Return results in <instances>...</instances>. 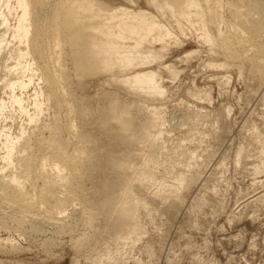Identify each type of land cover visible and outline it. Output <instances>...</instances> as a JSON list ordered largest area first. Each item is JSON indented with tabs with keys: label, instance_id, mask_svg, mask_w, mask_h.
I'll list each match as a JSON object with an SVG mask.
<instances>
[{
	"label": "bare ground",
	"instance_id": "1",
	"mask_svg": "<svg viewBox=\"0 0 264 264\" xmlns=\"http://www.w3.org/2000/svg\"><path fill=\"white\" fill-rule=\"evenodd\" d=\"M261 2L0 0V58L6 60L0 59L5 70V79L0 78L1 83L4 82L0 88V204L5 202L18 210L11 214L12 220H17V224L30 220L26 219L30 216V209L37 207L47 213L48 222L52 220L61 228V223L64 226L61 220L65 218L60 215L67 213L68 203L77 194H83L86 176L95 175L100 179L96 190L101 192L109 180L110 168L115 165L118 144L136 141L131 116L133 106L121 103L117 97L105 93L104 88L101 89L105 91L102 95L104 105L95 113L96 116L88 107L79 106L74 90L68 85L71 81L66 69L68 61L72 62L74 75L82 86V82L86 83L83 80L96 81L105 75V81L113 80L111 84H119L129 94L157 100L166 92L162 86L165 79L161 75L163 72L156 71L151 65L155 62L164 65L162 60L168 49L182 43L181 38L186 39L184 37L190 33L187 37L194 34L201 41L198 44L209 46L208 51L215 52L219 48V52L230 58L234 65L243 66L247 62L250 68H257L259 75L264 76V3ZM125 3L131 6H125ZM225 11L230 15H225ZM226 58L223 64L219 62V65L213 63L211 66H227ZM164 69L173 78L178 76V72L170 69L169 65ZM82 86L78 85V90L84 89ZM62 107L68 109L70 115L66 114L69 116L67 120L64 117L66 122L61 120ZM51 108L54 111L52 121L40 123ZM149 109V125L136 138L138 142L151 139L150 155L144 169L137 174L138 179L134 175L138 181L134 179L116 199L113 234L123 244L132 241L133 234L138 227L140 229V219H137L135 210L144 204L141 199L143 203H139V197L133 196L132 186L135 181L139 182L137 184H156V169L161 166L157 158L163 145L159 136L167 121L158 107ZM8 119H20L19 127L13 131L10 125L2 126L1 121L7 122ZM152 127L158 128L157 134L150 132ZM45 133L49 135L45 136ZM33 140L37 143L36 150L32 148ZM101 148L106 151L104 154L100 153ZM85 158L90 159L89 164L85 163ZM121 166L118 168L123 170L125 165ZM186 174L174 175V181L169 185L167 191L173 201H180L181 193L197 183V173ZM40 179L41 187L38 186ZM168 192L160 197L166 199ZM258 197L263 198L264 192L260 191ZM38 229L34 225V230ZM67 229L71 232L70 228Z\"/></svg>",
	"mask_w": 264,
	"mask_h": 264
},
{
	"label": "rangeland",
	"instance_id": "2",
	"mask_svg": "<svg viewBox=\"0 0 264 264\" xmlns=\"http://www.w3.org/2000/svg\"><path fill=\"white\" fill-rule=\"evenodd\" d=\"M260 2L263 4L264 0ZM127 4L125 6L130 3ZM187 35L182 36L186 38H181L182 43L168 49L162 60L164 65L157 62L151 65L163 72L165 79L162 86L166 92L157 100L130 95L119 84V87L117 83V86L111 84L113 80L105 81V75L99 77L102 80H83L87 83L82 82L83 87L74 75L72 62H65L71 80L68 85L74 90L70 89L71 92L75 93L79 106L88 107L94 116L104 105L105 91L121 103L133 106L131 116L136 137L149 125V108L158 107L165 116L167 122L159 136L164 147L162 145L157 153L161 163L156 169L157 182L136 183L153 142L151 139L138 142L133 136L136 141H124L116 147L118 156L110 168L105 189L98 193L100 179L95 175L86 176L83 194H77L79 198L75 196L71 201L75 208L68 203L67 213L60 215L65 218L61 220L64 223L61 228L52 220L48 222L47 213L37 207L30 209V216L26 218L30 220L17 224L11 214L18 210L5 202L0 204V225L3 222L0 264H264V197H258L260 191L264 192V76L259 75L257 68H250L249 63L234 65L219 48L210 52L208 45L197 43L201 41L194 34ZM194 51L199 53L194 54ZM224 58L229 64L219 67V62L226 61ZM3 62L0 61L1 80L5 79ZM213 63L218 65L211 66ZM168 65L178 72L176 78L164 69ZM1 80L0 88L4 83ZM78 85L85 90L79 91ZM103 88L105 91L101 90ZM70 90L69 94L73 95ZM51 109L40 123L52 121L54 111ZM65 109L62 107L60 114L62 122L70 116ZM13 120L1 121V125H10L14 131L21 121ZM154 128H150V132L155 135L158 128ZM32 144L36 150L35 140ZM104 151L100 149L101 154ZM88 159L85 158L86 164L90 162ZM119 165H125V171L118 168ZM178 173H197L199 177L197 183L181 193L180 201H173L169 197V185ZM134 179L131 193L144 202L136 207L141 208L139 211L135 210L137 219L141 220H138L140 229L136 231L138 235L133 234L132 241L123 244L113 234L116 199ZM41 182L40 179L39 187ZM163 191L168 192L166 199L160 197L165 195ZM88 203L93 205L88 206ZM34 225L39 229L34 230Z\"/></svg>",
	"mask_w": 264,
	"mask_h": 264
}]
</instances>
